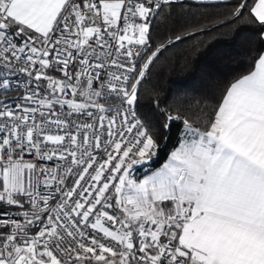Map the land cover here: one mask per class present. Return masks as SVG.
<instances>
[{"label":"snow or ice","instance_id":"6c2138e0","mask_svg":"<svg viewBox=\"0 0 264 264\" xmlns=\"http://www.w3.org/2000/svg\"><path fill=\"white\" fill-rule=\"evenodd\" d=\"M173 3L0 0V264H264V50L211 105L141 115L191 35L154 42ZM230 17L264 41V0Z\"/></svg>","mask_w":264,"mask_h":264},{"label":"trees","instance_id":"16d2710c","mask_svg":"<svg viewBox=\"0 0 264 264\" xmlns=\"http://www.w3.org/2000/svg\"><path fill=\"white\" fill-rule=\"evenodd\" d=\"M234 0H180L171 6V18L154 31V42L191 33L174 42L150 68L140 86L141 115L152 114L159 94L161 107L176 103L188 107L200 100L211 105L234 77L251 66L254 51L264 49L258 28L243 18L230 17ZM157 33L159 34L157 36ZM178 123V122H177ZM176 128L152 167H158L177 144Z\"/></svg>","mask_w":264,"mask_h":264},{"label":"rangeland","instance_id":"374dc122","mask_svg":"<svg viewBox=\"0 0 264 264\" xmlns=\"http://www.w3.org/2000/svg\"><path fill=\"white\" fill-rule=\"evenodd\" d=\"M166 158H167V157H166ZM166 158H165V160H166ZM165 160H164V161H165ZM164 161H163V162H164ZM163 162H162V163H163ZM162 163H161V164H162ZM161 164H160V165H161ZM160 165H159V166H160ZM159 166H158V167H159ZM146 172H147V169L144 168V167H141V168H139L137 171L134 172V175L137 176V177H142Z\"/></svg>","mask_w":264,"mask_h":264},{"label":"built area","instance_id":"2783aa9c","mask_svg":"<svg viewBox=\"0 0 264 264\" xmlns=\"http://www.w3.org/2000/svg\"><path fill=\"white\" fill-rule=\"evenodd\" d=\"M174 1H180V0H174ZM7 95H9V96H16V95H23V92L22 91H20V92H16V91H8L7 92Z\"/></svg>","mask_w":264,"mask_h":264},{"label":"crops","instance_id":"0c3cea01","mask_svg":"<svg viewBox=\"0 0 264 264\" xmlns=\"http://www.w3.org/2000/svg\"><path fill=\"white\" fill-rule=\"evenodd\" d=\"M264 50V49H263Z\"/></svg>","mask_w":264,"mask_h":264}]
</instances>
